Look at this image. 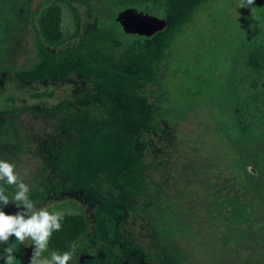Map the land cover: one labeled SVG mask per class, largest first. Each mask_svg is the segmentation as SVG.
Masks as SVG:
<instances>
[{
	"label": "rangeland",
	"instance_id": "1",
	"mask_svg": "<svg viewBox=\"0 0 264 264\" xmlns=\"http://www.w3.org/2000/svg\"><path fill=\"white\" fill-rule=\"evenodd\" d=\"M239 3L0 0V159L37 207L85 219L70 264H264V119L239 130L231 85L264 0ZM55 7L62 38L48 44L40 19ZM128 9L166 26L125 35ZM27 110L46 123L25 136ZM26 243L0 255L12 245L30 264Z\"/></svg>",
	"mask_w": 264,
	"mask_h": 264
},
{
	"label": "trees",
	"instance_id": "2",
	"mask_svg": "<svg viewBox=\"0 0 264 264\" xmlns=\"http://www.w3.org/2000/svg\"><path fill=\"white\" fill-rule=\"evenodd\" d=\"M60 20L61 7L47 10L40 19L41 34L48 44L61 41ZM258 25V32L242 46L231 79L236 102L235 121L243 132L264 119V4ZM5 126L12 132L14 142L23 144L21 132L25 129L20 130L19 126L10 123ZM61 224V230L54 232L49 241L50 252L62 254L72 250L87 228L85 219L78 214L64 213Z\"/></svg>",
	"mask_w": 264,
	"mask_h": 264
},
{
	"label": "clouds",
	"instance_id": "3",
	"mask_svg": "<svg viewBox=\"0 0 264 264\" xmlns=\"http://www.w3.org/2000/svg\"><path fill=\"white\" fill-rule=\"evenodd\" d=\"M256 4V0H240V8H250ZM7 186H15L16 191L10 197L6 194ZM31 188L25 183L16 171V165L4 159H0V244H8L11 237H15L20 245H34L30 264H70L75 255V247L62 254L53 251L50 258L43 253L48 250L49 241L54 232L62 228L61 221L64 218L62 211H49L47 207H37L30 198ZM13 203L20 211L15 214H6L4 206ZM12 245L4 248L3 259L5 264H15V253Z\"/></svg>",
	"mask_w": 264,
	"mask_h": 264
},
{
	"label": "water",
	"instance_id": "4",
	"mask_svg": "<svg viewBox=\"0 0 264 264\" xmlns=\"http://www.w3.org/2000/svg\"><path fill=\"white\" fill-rule=\"evenodd\" d=\"M115 21L125 35L144 36L146 38H152L158 32L163 31L166 26L163 20L136 14L130 9L120 12Z\"/></svg>",
	"mask_w": 264,
	"mask_h": 264
},
{
	"label": "flooded vegetation",
	"instance_id": "5",
	"mask_svg": "<svg viewBox=\"0 0 264 264\" xmlns=\"http://www.w3.org/2000/svg\"><path fill=\"white\" fill-rule=\"evenodd\" d=\"M1 66H3V65H0V70H2V67ZM29 112L30 111L27 110V112H25L23 116L21 114L20 115H15L16 116L15 118H21V117H23L25 119V121H24V129H25L24 130V135L25 136L28 135V132L29 131L31 132V123H33V124L46 123V120H45L46 117L45 116H42V115H32V114L30 115ZM20 122L12 121V123H10V124H12V125H15V124L18 125L17 123H20ZM5 125L6 124H3L2 126H5ZM0 134H1V132H0ZM13 139H14V137H13Z\"/></svg>",
	"mask_w": 264,
	"mask_h": 264
}]
</instances>
